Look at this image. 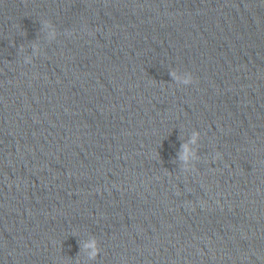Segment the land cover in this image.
Instances as JSON below:
<instances>
[{"label":"water","instance_id":"obj_1","mask_svg":"<svg viewBox=\"0 0 264 264\" xmlns=\"http://www.w3.org/2000/svg\"><path fill=\"white\" fill-rule=\"evenodd\" d=\"M0 264H264V0H29L11 16Z\"/></svg>","mask_w":264,"mask_h":264},{"label":"clouds","instance_id":"obj_2","mask_svg":"<svg viewBox=\"0 0 264 264\" xmlns=\"http://www.w3.org/2000/svg\"><path fill=\"white\" fill-rule=\"evenodd\" d=\"M47 38H48V39H54V38H55V32H54V31H49V32L47 33ZM32 52H33V55H35L36 52H37V48H36V47H33ZM28 62H30V61H29V58L26 57V58H25V63H28ZM173 78H174L175 80H177L179 83L187 84V83L189 82L187 78H181V77H179V76H174ZM196 139H197V134H194V135L190 138L189 143H190V144H194V143H196ZM191 159H192V153H191V151L189 150V151L187 152V159H186L185 165H187ZM88 247H89V252H88V256H89V258H90V259H91V258H94L96 252L98 251V250L95 248V242H94V241H93V242H90L89 245H88Z\"/></svg>","mask_w":264,"mask_h":264}]
</instances>
